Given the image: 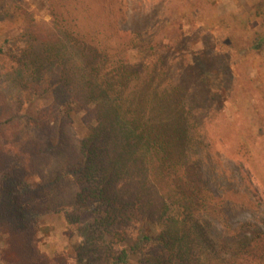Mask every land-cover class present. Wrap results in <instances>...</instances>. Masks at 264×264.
Wrapping results in <instances>:
<instances>
[{"label": "trees", "instance_id": "1", "mask_svg": "<svg viewBox=\"0 0 264 264\" xmlns=\"http://www.w3.org/2000/svg\"><path fill=\"white\" fill-rule=\"evenodd\" d=\"M39 44L43 59L29 45L32 72L44 61L42 73L57 79L32 83L28 92L45 87L52 94L54 86L59 95L22 131L25 140L12 141L19 161L0 185L14 179L17 192L27 193L22 176L39 175L52 210L76 219L72 223L94 217L104 229H82L86 243L94 248L98 236L103 242L111 237L102 248L109 257L105 264H138L134 259L147 254L139 264H264L263 220L249 217L228 236L212 234L205 220L211 206L227 208L236 193L209 190L212 155L205 126L216 112L206 105L218 99L211 80L186 78L187 53L173 62L168 47L165 53L140 46L111 55L65 32L42 35ZM75 117L82 134L69 139ZM60 155L57 172L51 158ZM238 171L261 204L257 190H250L249 171ZM63 183L78 186V195L63 198ZM10 204L22 219L30 210L11 198Z\"/></svg>", "mask_w": 264, "mask_h": 264}, {"label": "rangeland", "instance_id": "2", "mask_svg": "<svg viewBox=\"0 0 264 264\" xmlns=\"http://www.w3.org/2000/svg\"><path fill=\"white\" fill-rule=\"evenodd\" d=\"M49 32L77 35L111 55L140 46L165 53L168 47L173 62L187 53L186 78L211 80L218 99L206 105L216 112L205 126L212 155L209 190L236 193L227 208L211 206L205 213L209 229L228 236L249 217L264 221V0H0V181L10 178L19 161L12 141L25 140L22 131L59 95L54 86L52 94L45 87L28 92L32 83L57 79L42 73L44 61L34 74L35 57L28 53L32 44L43 59L39 40ZM136 35L140 43L134 42ZM68 131L69 139L82 134L76 117ZM63 162L61 155L52 157L50 167L59 172ZM242 167L261 204L241 181ZM22 177L27 193L17 192L14 179L0 185V264H105L109 257L102 248L111 237L103 242L98 236L94 250L81 234L84 228L101 232L94 217L72 223L76 219L49 207L51 193H45L39 175ZM65 183L58 191L63 198L79 193L78 186ZM10 198L31 211L22 219ZM147 255L133 262L142 263Z\"/></svg>", "mask_w": 264, "mask_h": 264}]
</instances>
